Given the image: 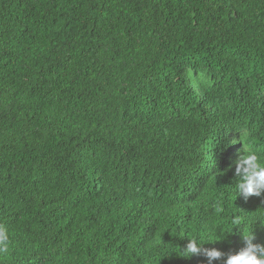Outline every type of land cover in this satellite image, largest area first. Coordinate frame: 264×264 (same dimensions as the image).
Instances as JSON below:
<instances>
[{
    "label": "trees",
    "instance_id": "16d2710c",
    "mask_svg": "<svg viewBox=\"0 0 264 264\" xmlns=\"http://www.w3.org/2000/svg\"><path fill=\"white\" fill-rule=\"evenodd\" d=\"M264 0H0V264H206L264 243ZM239 219L240 223L233 221Z\"/></svg>",
    "mask_w": 264,
    "mask_h": 264
},
{
    "label": "clouds",
    "instance_id": "9594fccd",
    "mask_svg": "<svg viewBox=\"0 0 264 264\" xmlns=\"http://www.w3.org/2000/svg\"><path fill=\"white\" fill-rule=\"evenodd\" d=\"M244 143V154L235 161V174L238 177L234 186L238 194L245 200L250 197L264 196V153L247 147ZM233 223L239 224L237 219ZM264 225V221L261 222ZM229 235H214L204 233L189 237L186 247L176 251L178 255L191 258L192 256H203L206 264H215L225 255L216 247H205L206 244H215L226 240ZM243 246L238 251H232L227 255L224 264H264V243L254 242L253 230L243 231ZM11 243L9 230L0 225V253H6Z\"/></svg>",
    "mask_w": 264,
    "mask_h": 264
}]
</instances>
